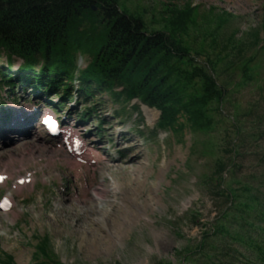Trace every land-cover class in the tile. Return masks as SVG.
I'll return each instance as SVG.
<instances>
[{"label":"rangeland","instance_id":"374dc122","mask_svg":"<svg viewBox=\"0 0 264 264\" xmlns=\"http://www.w3.org/2000/svg\"><path fill=\"white\" fill-rule=\"evenodd\" d=\"M119 5L148 32L174 31L175 6L190 7L177 35L194 63L178 64L211 74L210 63L226 94L204 108L202 132L182 114L160 128L161 112L135 100L85 102L78 82L74 98L1 85L0 257L46 262L34 257L45 240L57 264H264V0ZM90 60L80 54L78 70ZM203 85L184 82V101ZM95 105L98 117L82 118ZM48 112L70 136L47 130Z\"/></svg>","mask_w":264,"mask_h":264},{"label":"trees","instance_id":"16d2710c","mask_svg":"<svg viewBox=\"0 0 264 264\" xmlns=\"http://www.w3.org/2000/svg\"><path fill=\"white\" fill-rule=\"evenodd\" d=\"M119 2L0 0V86L10 82L14 92L29 85L44 93L63 92V98H74L73 85L78 82L75 95L85 102L104 94L112 103L135 100L161 112L160 128L172 126L182 114L194 129L205 132L204 108L215 100L221 103L226 93L219 88L210 63L211 74L200 66L188 72L178 64L185 60L194 63L177 35L190 21L191 8L175 6L171 20L174 31L148 32L145 22L121 10ZM80 54L91 58L82 70L77 65ZM15 59H22L23 64L13 75ZM196 77L204 82L203 92L185 102L181 94L184 82ZM95 106L82 118H97ZM219 166L222 169L224 164L219 162ZM227 197L235 200L232 194ZM217 230L227 232L224 227ZM255 248L264 263V249ZM2 255L0 263L14 264L11 256ZM38 256L46 261L40 264H57L45 240L35 247L34 257Z\"/></svg>","mask_w":264,"mask_h":264},{"label":"bare ground","instance_id":"6f19581e","mask_svg":"<svg viewBox=\"0 0 264 264\" xmlns=\"http://www.w3.org/2000/svg\"><path fill=\"white\" fill-rule=\"evenodd\" d=\"M66 133H68V132H66ZM64 140H65V142H66V144L69 142V137L68 136H66L65 138H64ZM1 182H3V181H1ZM104 195H106L105 194V192H104ZM107 196V195H106ZM7 206L8 205H11V201L10 200H5V202H4Z\"/></svg>","mask_w":264,"mask_h":264},{"label":"water","instance_id":"95a60500","mask_svg":"<svg viewBox=\"0 0 264 264\" xmlns=\"http://www.w3.org/2000/svg\"><path fill=\"white\" fill-rule=\"evenodd\" d=\"M94 10H96V8H94Z\"/></svg>","mask_w":264,"mask_h":264}]
</instances>
